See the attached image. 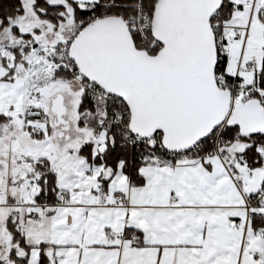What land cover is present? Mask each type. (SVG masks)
Returning a JSON list of instances; mask_svg holds the SVG:
<instances>
[{"label":"snow or ice","instance_id":"obj_1","mask_svg":"<svg viewBox=\"0 0 264 264\" xmlns=\"http://www.w3.org/2000/svg\"><path fill=\"white\" fill-rule=\"evenodd\" d=\"M0 264H264V0H0Z\"/></svg>","mask_w":264,"mask_h":264}]
</instances>
